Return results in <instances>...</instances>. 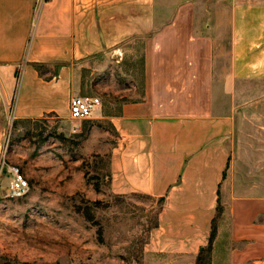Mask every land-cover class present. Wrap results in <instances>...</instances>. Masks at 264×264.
<instances>
[{"label":"crops","instance_id":"crops-1","mask_svg":"<svg viewBox=\"0 0 264 264\" xmlns=\"http://www.w3.org/2000/svg\"><path fill=\"white\" fill-rule=\"evenodd\" d=\"M135 37L145 92L112 117L110 191L164 197L146 251L195 257L219 204L210 264H264V143L232 145V113L213 106L218 78L264 81V0H0L13 116L63 114L80 59Z\"/></svg>","mask_w":264,"mask_h":264},{"label":"rangeland","instance_id":"rangeland-1","mask_svg":"<svg viewBox=\"0 0 264 264\" xmlns=\"http://www.w3.org/2000/svg\"><path fill=\"white\" fill-rule=\"evenodd\" d=\"M118 43L80 59L75 95L101 101L88 118L71 119L68 109L16 118L13 93L4 95L0 85V264H195L186 253L145 250L156 218L159 225L158 197L110 191L118 136L112 117L142 100L146 80L145 39ZM213 94L214 112L232 113V145L264 143L256 132L264 122V81L231 87L218 78ZM15 167L29 183L20 197L10 194Z\"/></svg>","mask_w":264,"mask_h":264},{"label":"built area","instance_id":"built-area-1","mask_svg":"<svg viewBox=\"0 0 264 264\" xmlns=\"http://www.w3.org/2000/svg\"><path fill=\"white\" fill-rule=\"evenodd\" d=\"M100 99L97 96L73 95L69 99L68 114L71 119H85L91 116L97 107L100 106ZM29 183L24 174L13 168V177L10 182V194L13 197H20L27 193Z\"/></svg>","mask_w":264,"mask_h":264},{"label":"trees","instance_id":"trees-1","mask_svg":"<svg viewBox=\"0 0 264 264\" xmlns=\"http://www.w3.org/2000/svg\"><path fill=\"white\" fill-rule=\"evenodd\" d=\"M158 200L161 201V203H163L164 197L160 196L158 197ZM216 210L218 213L221 211V207L219 204L216 207ZM157 226H158V218H156L152 227H157ZM215 233H216V225H215V219H214L212 221V225L210 228V233H209L207 244L199 248L198 253L196 254L195 264H210V253H211L212 242H213Z\"/></svg>","mask_w":264,"mask_h":264}]
</instances>
